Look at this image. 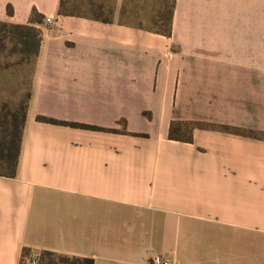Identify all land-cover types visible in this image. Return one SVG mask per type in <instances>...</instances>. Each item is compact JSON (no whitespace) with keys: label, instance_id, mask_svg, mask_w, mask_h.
Instances as JSON below:
<instances>
[{"label":"crops","instance_id":"0c3cea01","mask_svg":"<svg viewBox=\"0 0 264 264\" xmlns=\"http://www.w3.org/2000/svg\"><path fill=\"white\" fill-rule=\"evenodd\" d=\"M59 2L0 0L1 22L43 16L16 174L0 176V264L24 249L264 264V0H176L170 37ZM173 122L195 124L191 142Z\"/></svg>","mask_w":264,"mask_h":264},{"label":"trees","instance_id":"16d2710c","mask_svg":"<svg viewBox=\"0 0 264 264\" xmlns=\"http://www.w3.org/2000/svg\"><path fill=\"white\" fill-rule=\"evenodd\" d=\"M115 0H81L82 14L65 9V0H60L58 15L87 18L101 23H111L114 18ZM176 0H123L118 23L131 26L143 31L170 37L172 34L173 15ZM10 15L11 9H7ZM43 23V16L36 10L31 13L25 25L11 24L0 21V54L8 47L11 54L17 55V64L23 66L33 63L38 56L41 42V32L38 28ZM9 65L0 62V71ZM30 99L29 92L13 112L2 110L0 112V176L13 178L19 160L20 144L26 120V110ZM5 109V108H3ZM38 122L64 125L72 128L98 130L99 128L77 123L60 122L44 116L37 117ZM195 124L188 122H173L170 127L169 139L181 142H191V132ZM226 130H229L228 128ZM239 133L238 130H235ZM264 138V136H262ZM31 250L22 251L21 262ZM39 264H93V260L86 258L58 255L52 252H40Z\"/></svg>","mask_w":264,"mask_h":264},{"label":"rangeland","instance_id":"374dc122","mask_svg":"<svg viewBox=\"0 0 264 264\" xmlns=\"http://www.w3.org/2000/svg\"><path fill=\"white\" fill-rule=\"evenodd\" d=\"M82 4L81 0H65V9L82 14ZM122 5L123 0L114 1V15L116 12L120 14ZM6 46L8 49L0 54V62L9 65L6 69L0 71V112L2 110L13 112L19 107V103L29 91L33 63L19 66L20 64H17L19 57L11 54V49H9L11 45L6 43ZM26 257L27 255L23 258Z\"/></svg>","mask_w":264,"mask_h":264},{"label":"built area","instance_id":"2783aa9c","mask_svg":"<svg viewBox=\"0 0 264 264\" xmlns=\"http://www.w3.org/2000/svg\"><path fill=\"white\" fill-rule=\"evenodd\" d=\"M45 23L51 24L52 23L51 18L48 17L45 18ZM39 256H40V252L31 250V253L25 259L23 258L22 264H39L38 263ZM148 264H174V263L167 260L163 256L156 255L150 259Z\"/></svg>","mask_w":264,"mask_h":264}]
</instances>
